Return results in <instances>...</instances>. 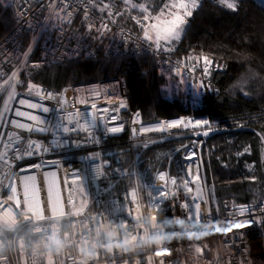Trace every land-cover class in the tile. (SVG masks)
<instances>
[{
	"label": "built area",
	"instance_id": "obj_1",
	"mask_svg": "<svg viewBox=\"0 0 264 264\" xmlns=\"http://www.w3.org/2000/svg\"><path fill=\"white\" fill-rule=\"evenodd\" d=\"M92 3L93 0H15L7 6L8 0H4L15 24L0 41V113H3L0 117V202L7 201L10 187L15 184L20 204L17 206L14 201L0 204V264H264L263 199L256 205L228 207L223 217L215 218L203 186L200 145L190 144L184 148L181 158L175 162L174 174H171L170 164L155 168V160L162 157L161 153L157 157L142 156L156 140L172 138L186 128L184 125L165 127L163 132L142 129H155L157 123L166 126L176 120L183 121L181 117L144 121L141 112L131 106L124 77L70 84L60 90L30 79L32 72L60 61L100 55L149 54L158 59L160 74L173 73L180 79L198 77L208 82L217 69L207 55L201 58L198 68L163 53L154 44L150 47V42L144 39L145 29L136 22L143 21L144 15L131 14L132 26H125L115 17L97 11ZM144 23L149 28L150 20ZM205 57L211 63L206 64ZM13 73H16L15 78ZM29 85L37 87L30 90ZM10 93L14 99L9 100ZM49 93L54 98L49 99ZM20 100L39 107L28 108L20 104ZM92 104L97 108L92 109ZM120 105L123 107L117 111ZM44 107L49 111L43 112ZM16 109L38 116L43 121L38 126L51 132H27L13 127L11 121L37 126L24 117L15 116ZM113 116L117 117L115 123L110 119ZM93 118L95 128L90 124ZM67 119L73 120V124H68ZM75 124L82 131L72 129ZM56 125L66 126L68 134L56 130ZM120 125L123 131L119 133L104 130ZM86 126L89 132H83ZM125 132L129 137L117 143H126L133 151L132 164L119 172V178L124 181L121 192L107 196L115 188L107 157L123 149L108 151L106 146L113 136ZM14 133L21 138L19 144L16 136L8 140ZM53 139H59L61 146L49 147ZM29 140L42 143L49 151L41 150L31 157L15 159L26 150ZM37 164L39 168L35 167ZM189 164L197 168L202 180L199 198L195 182L183 183L189 180L186 173ZM53 173L64 209L59 213L49 211L53 200L46 193ZM160 173L165 174V181L159 179ZM30 176L36 177L35 183L40 189L44 203L42 213L36 207L27 208L24 203L22 182ZM171 178L177 179V186L171 185ZM73 180H78L92 195L86 211L81 213H72L73 206L67 202L70 185L74 203H77V185L71 183ZM165 186L177 195L159 206L151 203L156 189ZM196 203L200 205L199 224L220 226L236 221L247 224L227 234L213 230H209L208 235L199 233ZM241 209H244L243 215ZM129 212L131 219L127 216ZM99 215L105 218L100 226L85 218ZM112 215L114 218L107 219ZM24 226H29V236H11ZM193 232L199 233L201 238L196 239L197 233Z\"/></svg>",
	"mask_w": 264,
	"mask_h": 264
},
{
	"label": "trees",
	"instance_id": "obj_2",
	"mask_svg": "<svg viewBox=\"0 0 264 264\" xmlns=\"http://www.w3.org/2000/svg\"><path fill=\"white\" fill-rule=\"evenodd\" d=\"M129 1L136 0H93L92 6L101 12L99 9L107 4L102 13L107 15L110 11V17L129 26L131 14L147 15L138 7L133 8ZM155 1L144 0L145 4ZM199 1L181 39L170 51L161 50L198 68L204 55L217 65L208 82L198 77L189 79L203 85L196 105L192 103L193 94L184 90L176 93L168 88L170 78L188 79H180L173 73L160 74L158 59L149 54L60 61L32 72L30 79L60 90L70 84L124 77L131 106L141 112L146 122L175 117H181L185 123L196 118L209 119L213 129L206 137L195 134L194 127L188 125L172 138L156 140L142 156L157 157L161 153L162 157L155 160V168L170 164L174 174L175 162L184 148L200 145L201 172L211 213L220 218L228 207L256 205L260 198L264 199V3L238 0L237 11H232L219 4V0ZM14 24L11 11L0 6V41ZM128 137L125 132L107 143L108 151L123 149L107 157L115 186L107 196L121 192L124 181L119 172L131 167L134 153L123 143ZM63 222L68 224L67 220ZM29 233V226H24L9 235L29 236Z\"/></svg>",
	"mask_w": 264,
	"mask_h": 264
},
{
	"label": "snow or ice",
	"instance_id": "obj_3",
	"mask_svg": "<svg viewBox=\"0 0 264 264\" xmlns=\"http://www.w3.org/2000/svg\"><path fill=\"white\" fill-rule=\"evenodd\" d=\"M15 0H8V5L7 6H11L12 3H14ZM125 2H127V0H125ZM219 4L223 5L224 7H226L229 10L232 11H237L238 8V0H219ZM4 5V0H0V6ZM133 8L136 7L135 4L132 5ZM141 11L143 12H147L148 9L143 5H139ZM199 7V0H172V2L170 4H165L161 7L160 12L157 16L155 17H151L150 15H144L143 16V21L137 20L136 22L138 24L141 25L142 28L145 29L144 31V39L149 43V46L151 47L152 44H155V47L158 50H164V51H170L171 48L170 47H162V43L163 45H168L170 46L174 41H179L181 39L182 33L185 31V25L187 24V19L192 17L194 10H196ZM108 8V5L105 4L103 7H101L99 10L101 12L105 11V9ZM119 14V13H117ZM68 16L71 15V13H67ZM107 15L111 16L112 13L109 11L107 13ZM87 18V15L86 17ZM154 19L156 21V23H153L151 25V30L148 29V27L146 26V24L144 22L148 21L149 19ZM71 21H69L70 23ZM29 51H31V49H29ZM206 64L211 63V61H209L207 59V57L203 58ZM16 77V73H13V78ZM17 83H19V80L16 81ZM37 86L35 85H29V89H34ZM200 87H203V85L201 84ZM13 93H14V86H13ZM13 93L9 94V100L14 99V95ZM39 90H37V95H39ZM48 98L52 99L54 98L52 96L51 93L48 94ZM201 97L196 94L193 96L192 99V103L194 105L198 104L200 102ZM83 103V101H81ZM20 104L25 105L28 108H32V109H36L39 106L35 103H31V102H27L25 100H20L19 101ZM5 107L7 109V103L5 104ZM123 105H120L116 110L119 111V108H122ZM92 109H96L97 105L96 104H92L91 105ZM43 112H48L49 109L47 107L42 108ZM103 111H108V109H104ZM15 116L17 117H24L29 121H32L35 123V126L33 124H25V123H21L19 121H11L10 123L12 124L13 127L18 128V129H23L27 132H40V133H50L51 130L45 127H40L38 125L43 124V121L36 115H33L32 113H26L23 111H20L19 109H16L14 112ZM3 116V113H0V117ZM112 120L113 123H115L117 117L113 116L110 118ZM134 122L139 123V120H134ZM67 123L68 124H73V120L69 121L67 119ZM79 124V123H77ZM77 124H75L73 127H71L72 129H75V131H82L81 128L77 127ZM91 127L95 128L96 127V123H95V118H93V120L90 122ZM210 124L211 121L209 119H196L195 121L189 120L186 123L184 121L181 120H176L173 121L171 123H168L166 126L165 125H160L159 127L155 128V129H142V131H160L163 132L165 130V127L167 128H176L180 125H184L185 127L188 125H191L192 127H207L208 130L203 132V135L207 136L209 134V131L211 130L210 128ZM68 127V126H67ZM56 130L61 131L64 134H68V132L65 131L66 126H62V125H56L55 126ZM106 132L108 133H119L121 131H123V126H114V127H109L104 129ZM135 132V129L133 130ZM83 132H89V127L86 126L85 129H83ZM16 136V143L19 144L20 142V137L18 136V134H12L11 136L8 137V140L11 141L12 137ZM7 147V145H5ZM61 146V141L59 139H53L52 144L49 147H60ZM13 147H15V145H13ZM49 147H45L42 143H38L34 140H29L27 143V148L26 150L23 152V154H19L16 155L15 159L20 160V159H24L26 156L27 157H31L32 155L39 153L41 150L44 152L49 151ZM17 152H19L20 150L18 148L15 149ZM247 151V149H246ZM93 159H95L93 157ZM35 167L39 168L40 165L37 164L35 165ZM97 171V170H96ZM98 173V172H97ZM193 179L190 180H184L183 183H187L189 185V183H194L198 178H199V173H193ZM53 177L56 176L55 173L52 174ZM159 179L161 181H165V174L164 173H160L159 174ZM36 177L35 176H30L27 178L26 181L22 182L23 183V197H24V203L26 205L31 206L33 209H35L36 207V198L37 196H39V186L35 183ZM72 184H76L77 188H76V192L81 196L84 197L80 203H79V207L82 208H87V197L85 194V189L84 186L80 183H78V180H73L71 182ZM170 183L172 186H177V179L176 178H171ZM65 184H68V181H65ZM10 192L11 194L7 197V201H14L15 204L17 206H19L20 204V200L17 196V188L15 186V184H13L10 187ZM200 192V188L199 185L197 184V193ZM46 193H47V197L50 200H57L59 201V203H62V196L61 193L58 189V183L55 179H53V181L48 182L47 186H46ZM177 195L176 192L171 191L170 189H168L166 186L165 187H161L159 189H156L153 197L150 198V202L154 203L155 205L159 206L161 204L164 203V201L168 200L170 197H175ZM7 201L4 202H0V204H6ZM68 204L72 205L74 208L77 206L76 203H74V198H73V193H72V189L71 186L69 185V199H68ZM185 207H188V204L185 203L184 204ZM199 208L200 205L199 203L195 204V210H196V217H197V223L199 224ZM8 211H10L11 209H7ZM243 211L244 209H241V214L243 215ZM128 218L131 219L132 213L129 212L127 214ZM87 220L90 221H94L96 222V226H100L103 223H101L102 220H104V216L99 215V216H88L85 217ZM110 218H114V215L109 216L107 219ZM171 220V219H169ZM182 225H184V221L181 220ZM247 224V222H243L241 223L240 221H236L234 223H225L222 224L220 226H218L217 224L213 223V224H199V227L201 229V232L205 233L208 235L209 230H213L215 233H223V234H227L231 231H233L234 229H241L243 227H245ZM193 233H197V232H193ZM199 233H197L196 235V239H200L201 236L199 235Z\"/></svg>",
	"mask_w": 264,
	"mask_h": 264
},
{
	"label": "rangeland",
	"instance_id": "obj_4",
	"mask_svg": "<svg viewBox=\"0 0 264 264\" xmlns=\"http://www.w3.org/2000/svg\"><path fill=\"white\" fill-rule=\"evenodd\" d=\"M130 2V5L132 6L133 4H135L136 5V7H138L139 9H140V7H139V5H141V4H143L147 9H148V11L146 12V14L147 15H150L151 17H155V16H157L158 14H159V12H160V9H161V7L163 6V5H165V4H170L171 2H172V0H165V1H163V0H156L154 3H152V4H145V2H144V0H136L135 2H131V1H129ZM199 4H200V1H199ZM151 19V18H150ZM187 22H188V19H187ZM153 23H156V21L154 20V19H151V25L153 24ZM151 25H150V27H149V30H151ZM187 25V24H186ZM186 25H185V27H186ZM184 33V32H183ZM183 33H182V35H183ZM182 37V36H181ZM178 41H174L170 46H168V45H163V43H162V47H170L171 49L173 48V46L175 45V43H177ZM209 59H211L210 57H209ZM171 80H170V83H169V89H170V91L172 90V91H174V92H176V93H178V92H180V91H182V90H184V91H187V92H189V93H191V94H193V96L194 95H196V94H198L199 96L201 95L200 93H201V89H200V83H196V82H192V79L189 81V79H188V81L187 80H177L175 77L174 78H170ZM199 79H201V78H199ZM196 119H206L205 117H202V118H196ZM196 119H194V120H192V121H195ZM187 127V126H186ZM185 127V128H186ZM190 127L192 128V126L190 125ZM211 128V130L213 129V127H210ZM206 130H208V128L207 127H199V128H196V127H194L193 128V131H194V133L195 134H199V135H201V136H205V135H203V132L204 131H206ZM206 137V136H205ZM202 180H203V177H202ZM203 186H204V190H205V193H206V188H205V183H204V180H203ZM85 194H86V197H87V204H88V198L89 197H91L90 196V194L89 193H87V191L85 190ZM206 195H207V193H206ZM19 198V197H18ZM84 197H81L79 194H78V199H77V206L74 208H72L71 209V212L72 213H81V212H84V211H86V208H82V207H79V203H80V201L83 199ZM260 199H263V197L262 198H260ZM259 199V200H260ZM263 201H264V199H263ZM258 203H259V201H258ZM257 203V204H258Z\"/></svg>",
	"mask_w": 264,
	"mask_h": 264
},
{
	"label": "bare ground",
	"instance_id": "obj_5",
	"mask_svg": "<svg viewBox=\"0 0 264 264\" xmlns=\"http://www.w3.org/2000/svg\"><path fill=\"white\" fill-rule=\"evenodd\" d=\"M258 1L264 3V0H258ZM159 126H160V124L157 123L156 124V127H159ZM196 172H198L197 168H193L192 164H189V166L187 167V170H186L187 178L191 181L193 179V175L192 174L193 173H196ZM50 179L53 180V179H56V177L50 176ZM197 184L199 185V188H200V192L197 193V197L199 198L202 195V180H201L200 175H199V178L195 181L196 192H197ZM43 205H44V203H43V200H42V196L39 193V196H37V198H36V208H38V210L40 211V213L43 212V210H42ZM26 206H27V208H30V209L32 208L29 205H26ZM49 211L51 213H59V212H63L64 209L62 207V204L59 203V201L57 199V200H53V205H52V207L50 208Z\"/></svg>",
	"mask_w": 264,
	"mask_h": 264
},
{
	"label": "clouds",
	"instance_id": "obj_6",
	"mask_svg": "<svg viewBox=\"0 0 264 264\" xmlns=\"http://www.w3.org/2000/svg\"><path fill=\"white\" fill-rule=\"evenodd\" d=\"M122 227H125V230L127 231L126 226H123V225H122ZM130 236H131V234L129 233V237H130Z\"/></svg>",
	"mask_w": 264,
	"mask_h": 264
}]
</instances>
